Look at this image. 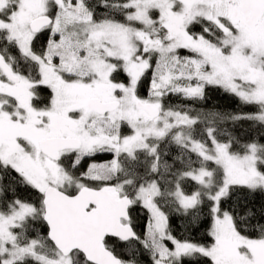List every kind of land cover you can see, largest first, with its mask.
<instances>
[{
    "label": "snow or ice",
    "instance_id": "snow-or-ice-1",
    "mask_svg": "<svg viewBox=\"0 0 264 264\" xmlns=\"http://www.w3.org/2000/svg\"><path fill=\"white\" fill-rule=\"evenodd\" d=\"M210 88L255 110L193 108ZM245 194L264 196V0H0V264H264Z\"/></svg>",
    "mask_w": 264,
    "mask_h": 264
},
{
    "label": "trees",
    "instance_id": "trees-1",
    "mask_svg": "<svg viewBox=\"0 0 264 264\" xmlns=\"http://www.w3.org/2000/svg\"><path fill=\"white\" fill-rule=\"evenodd\" d=\"M182 54H187L185 50H181ZM207 96L203 101H200L196 104H193V108H198L201 110H212L220 112H249L254 111V106L243 105L237 97L229 93L224 92L222 89L210 88L207 89ZM142 94H145L142 92ZM169 103H178V104H191L189 101H183L179 97H170L166 98ZM232 131L237 135L241 136L244 139L249 138L250 136H258L259 129L258 126L253 127L251 121H239L232 126L231 122L227 125ZM107 157H101V160L106 159ZM21 196H29L30 192L22 191L19 193ZM241 200L247 199L248 207H255L259 209L260 205L264 203V196L257 194L254 197L242 195ZM145 213L142 211H136L133 213L134 221L137 225V230H142L141 225L145 223ZM170 226L173 229V235L177 238L183 239L185 237H190L194 240L207 242L204 236V230L201 227H195L189 224L188 217L181 216L179 213H173L170 216ZM119 251V249H118ZM141 264H150L147 254L139 257Z\"/></svg>",
    "mask_w": 264,
    "mask_h": 264
}]
</instances>
